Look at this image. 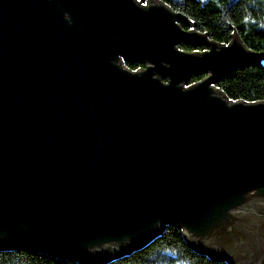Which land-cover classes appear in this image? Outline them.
Wrapping results in <instances>:
<instances>
[{"label": "water", "instance_id": "water-1", "mask_svg": "<svg viewBox=\"0 0 264 264\" xmlns=\"http://www.w3.org/2000/svg\"><path fill=\"white\" fill-rule=\"evenodd\" d=\"M141 1L0 0V250L106 264L174 225L264 264V101L216 86L264 51Z\"/></svg>", "mask_w": 264, "mask_h": 264}, {"label": "trees", "instance_id": "trees-1", "mask_svg": "<svg viewBox=\"0 0 264 264\" xmlns=\"http://www.w3.org/2000/svg\"><path fill=\"white\" fill-rule=\"evenodd\" d=\"M173 11L188 19L194 29L210 40L228 44L235 32L252 51H264V0H161ZM188 29L184 24H180ZM185 51L204 50L181 44ZM136 70L141 65L127 61ZM204 75H193L187 86ZM216 86L230 100L264 101V63L233 70ZM0 264H80L74 260L36 249L0 250ZM106 264H229L213 260L193 251L182 236L181 229L167 225L164 231L143 249H139Z\"/></svg>", "mask_w": 264, "mask_h": 264}, {"label": "rangeland", "instance_id": "rangeland-1", "mask_svg": "<svg viewBox=\"0 0 264 264\" xmlns=\"http://www.w3.org/2000/svg\"><path fill=\"white\" fill-rule=\"evenodd\" d=\"M141 4H144V0H143V1H141Z\"/></svg>", "mask_w": 264, "mask_h": 264}, {"label": "flooded vegetation", "instance_id": "flooded-vegetation-1", "mask_svg": "<svg viewBox=\"0 0 264 264\" xmlns=\"http://www.w3.org/2000/svg\"><path fill=\"white\" fill-rule=\"evenodd\" d=\"M254 264H256V263H254Z\"/></svg>", "mask_w": 264, "mask_h": 264}]
</instances>
